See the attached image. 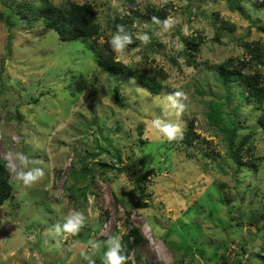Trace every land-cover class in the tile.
<instances>
[{
	"label": "rangeland",
	"instance_id": "obj_1",
	"mask_svg": "<svg viewBox=\"0 0 264 264\" xmlns=\"http://www.w3.org/2000/svg\"><path fill=\"white\" fill-rule=\"evenodd\" d=\"M17 1L0 0V13ZM72 1L93 5L98 37L62 39L42 23L10 28L0 17V156L12 185L0 206V264H111L108 253L130 227L142 237L127 256L132 264H261L264 130L253 101L242 98L244 83L232 82L227 96L217 76L232 58L227 66L259 71L264 82L260 0H133L142 11L164 9L166 20L133 24L127 46L107 26L127 0ZM192 38L202 43L188 63L183 48ZM105 39L117 59L155 75L160 93L101 71L89 45ZM214 105L223 120L210 116ZM190 120L194 137L179 141ZM229 121L238 140L251 132L240 164L220 128ZM150 168L138 188L131 173Z\"/></svg>",
	"mask_w": 264,
	"mask_h": 264
},
{
	"label": "trees",
	"instance_id": "obj_2",
	"mask_svg": "<svg viewBox=\"0 0 264 264\" xmlns=\"http://www.w3.org/2000/svg\"><path fill=\"white\" fill-rule=\"evenodd\" d=\"M257 6L264 10V0H260ZM127 10L121 15L115 16L112 20L107 23L108 28L114 35H118L123 38L127 45H134L131 37V30L133 24L139 20H148L150 23L160 22L166 20V11L164 9H158L151 5H146L145 10L142 11L138 9V5L133 0H127ZM7 12H1L0 17L9 25L10 28L22 22L24 24L33 27L38 23H42L45 26L54 28L62 39L75 40L78 38H88V37H98L101 29L99 23L95 19V10L90 2L77 3L72 0H64L59 4H53L43 0L42 3L34 4L27 0H19L15 4H7ZM228 23V22H227ZM226 24L225 21L220 23V28L222 29ZM231 28H234L233 24H230ZM219 33V31H218ZM96 40V38H94ZM185 40V39H184ZM184 54L186 56V61L188 63H193V57L195 52H198L199 46L202 43V39L192 38L184 42ZM114 42L110 39H105L102 42H96L90 44V48L93 53H96V63L99 69L103 72L112 74L115 77H121L124 74L133 76L139 83L146 86L148 91L159 94L162 89V82L157 79L155 75H146L144 73H139L132 67L116 58V53L113 48ZM255 48L254 56L258 57L262 55L259 46L253 45ZM247 52H252L249 43H244ZM174 61L175 59H171ZM176 61V60H175ZM233 59L228 58L223 62L218 70L217 76L219 77L222 85L224 86L227 96L231 94L230 88L231 83L234 81H240L243 84L244 100H252L256 108L259 110L257 121L261 128L264 130V82L262 81V74L259 71H255L249 74H242L240 68H231L227 65H233ZM240 64H245L243 60H238ZM260 63H264L260 60ZM1 73V67H0ZM77 80H84L82 75L75 77ZM74 78V80H75ZM80 83V84H79ZM78 84V85H77ZM74 82L75 89L81 91L83 85L81 81L78 83ZM118 86L114 87V101L123 106L124 100L122 96L119 95ZM243 92V91H242ZM210 116L214 120H223L220 107L214 105L211 109ZM193 120V119H192ZM188 122L187 128L182 132V136L175 137V140L190 142L195 135L193 121ZM231 127L225 129L220 126L222 130H225L228 134V146L230 147L229 154L235 161V163H243L242 157L245 151H249L251 148L250 135L244 134L238 140L236 136V130L239 128L234 121H229ZM142 125L139 126V134H142ZM142 141V140H140ZM179 145H183L182 142ZM119 157V154H117ZM103 166H107L106 163H101ZM123 169L128 170L127 167ZM11 167L6 159L0 156V206L5 202V200L10 196L12 191V185L10 183ZM154 169L150 168L148 170L137 172H132L131 176L134 181L138 183V188L142 186L139 181L146 180L148 176L154 174ZM77 179V178H76ZM142 190V189H141ZM84 194V192H83ZM229 201V200H228ZM251 221H254L253 218ZM142 239L141 234L136 227H130L125 234L122 235L121 241L119 242V248H117L118 256L123 257L122 261L125 264H132L127 256L131 249L137 245ZM243 250L245 246H241ZM264 247V246H263ZM245 251V250H244ZM147 264H154L151 261H147ZM261 264H264V258Z\"/></svg>",
	"mask_w": 264,
	"mask_h": 264
},
{
	"label": "clouds",
	"instance_id": "obj_3",
	"mask_svg": "<svg viewBox=\"0 0 264 264\" xmlns=\"http://www.w3.org/2000/svg\"><path fill=\"white\" fill-rule=\"evenodd\" d=\"M165 132L168 133L169 136H172L173 132L175 131V129L173 128H165L164 129ZM31 179H35L36 177H30ZM79 223V220H75V221H70L71 227L75 228L76 224ZM119 248V245H116V248H113L109 253V258L111 260V264H120L121 260L123 259V257H119L116 254V249Z\"/></svg>",
	"mask_w": 264,
	"mask_h": 264
}]
</instances>
